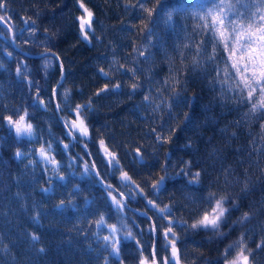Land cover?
Masks as SVG:
<instances>
[{"label":"snow or ice","instance_id":"6c2138e0","mask_svg":"<svg viewBox=\"0 0 264 264\" xmlns=\"http://www.w3.org/2000/svg\"><path fill=\"white\" fill-rule=\"evenodd\" d=\"M11 3L12 0H0V36L10 39L23 51L17 42L18 35L26 31L29 39L23 43L35 42L40 10L37 8L36 18L21 17L24 25L21 28L10 14ZM123 5L132 20L138 21H129L128 26L142 41H131V51L125 52L124 62L115 55L113 45L114 54L110 60L104 58L107 67L97 66L98 83L86 99L75 100L73 89L64 87L63 61L51 48L46 46L39 53L45 75L54 63L60 69V79L51 87L47 100L41 95L39 82L30 78L28 64L4 49L7 57L17 61L16 78L26 82L29 93L34 90L29 97L31 103L22 101L20 104L5 103L4 91L0 90V128L7 129L15 145V159L23 165L25 175L28 169L32 170L29 178L34 183L36 168L42 170L40 190L48 195L53 194L56 187L71 183L69 174L99 185L100 202L85 196L82 213L76 203V197L83 191L78 183L72 185L74 192L52 205L56 214L68 209L77 213L73 229L89 241L87 248L96 254L94 259L98 264H127L124 249L129 244L135 253L134 264H186L183 259L186 253L182 254L180 247L182 237L198 232L210 233L209 241L223 244L218 264H257V253L264 252V223L260 225L259 239H255V228L245 226L261 209L251 205L246 211L241 208L242 200L255 183L264 178V0H191L173 6L165 0H123ZM75 6L79 12L73 18L78 43L95 46L94 41L101 42L95 27L96 15L85 0H75ZM124 23L122 19L121 24ZM43 31L46 36L40 44L46 45L57 33L48 28ZM154 48L162 55L160 63L168 68L160 79L154 71L157 66ZM3 68L5 65L0 61V69ZM196 81L215 94L213 101L204 106L205 111H210L212 104H218L222 113H235V118L219 128L227 145L232 147L233 142L240 139L241 130L247 132V143L233 148L236 156L244 153L249 162V167L243 170V179L231 164L224 166L226 156L222 148L213 146L208 151L210 158L222 162L214 179L210 178L208 168L202 166L204 160L191 139L186 138L177 145L182 153L179 157L172 150L182 131L200 127L198 121L193 123L194 102L198 98L194 90ZM121 95L129 100L139 96V103L134 105L136 114L149 123L144 124L140 139H125L117 144L113 143L114 135L106 136L93 125L92 117L99 111L100 100ZM50 105L62 126L59 135L49 121H44L46 129L37 122V113H48ZM178 108L186 110L177 112ZM209 122L218 123L216 117L206 118L205 123ZM253 124L259 126L256 134H253ZM104 127L107 128V124ZM143 137L151 138L153 157H158L163 149L162 160L156 158L149 165ZM6 143L7 139L0 136V148ZM77 147L80 151L74 152ZM124 159L128 160L131 171L122 162ZM239 163L244 164L245 159L240 158ZM252 166L261 174L256 180L249 175ZM134 175L139 176L140 181ZM22 178H16L18 185ZM235 185H240V190L233 194L229 189ZM170 186L175 191L170 192ZM175 192L181 194V200L175 199ZM162 193L169 194L167 203L158 202ZM14 195L23 198L20 192ZM132 201H143V209L130 208ZM38 207L43 206L34 202L33 209ZM261 208L264 209V198ZM129 210L143 217V226L135 217L132 223L128 222ZM234 212L240 215L229 223ZM3 214L0 211V215ZM42 214L46 213L35 211L32 222L40 225ZM83 223L87 228H78ZM237 228L244 230L230 239ZM145 234L147 240H144ZM27 239L37 253L46 252L43 246L36 247L42 244L37 232L27 233ZM92 242L97 246L93 247ZM193 251L203 256L199 250ZM10 252L8 245L0 247V264H16L14 256L7 261L2 258ZM187 264H195V261Z\"/></svg>","mask_w":264,"mask_h":264},{"label":"trees","instance_id":"16d2710c","mask_svg":"<svg viewBox=\"0 0 264 264\" xmlns=\"http://www.w3.org/2000/svg\"><path fill=\"white\" fill-rule=\"evenodd\" d=\"M89 7L92 8L96 15L98 23L95 25L97 35L101 36V42H93V44H86L79 42L76 25L73 18L79 14L75 6V0H12L10 14L13 16L14 21L19 27H24L21 17L32 16L36 18L37 8L40 10V15L37 19L39 31L34 38V43L24 44L25 39H29L27 32L23 35H18L17 42L22 46L17 48L11 43L10 39H5L0 36V61H3L5 68L0 69V90L4 91L6 97L5 103L11 102L12 104H20L22 101L31 103L30 95L26 82L18 80L15 74L16 59H10L4 52L7 48L8 51L13 52L14 57L23 59L28 64L30 70V78L38 81L41 85V95L45 100L48 99V92L51 87L56 85L57 79L60 75V69L57 64L47 70L43 68V58L39 55L47 46L53 52H57L60 59L63 61L64 73L66 79L62 81L64 87L73 89L74 99L79 101L86 99L97 86L96 68L99 65L107 67L108 60L113 56V45L116 48L115 55L125 60V52L131 51L130 44L133 39L142 41V37L136 34L135 30L130 29L128 22L137 23L138 21L132 20L131 16L125 11L123 0H85ZM191 0H165L169 6L177 4H187ZM125 23L121 24V20ZM189 23H191L189 21ZM162 27V26H161ZM48 28L51 32L57 33L51 37L47 44H40V41L45 40L46 34L43 29ZM167 36V33L165 34ZM111 41V44L109 43ZM157 53L156 68L154 71L157 73V79H160L168 71L167 65L160 63L162 55ZM147 67V65H145ZM126 79V77H125ZM83 89V92H81ZM194 90L198 93V98L194 102L195 111L193 113V123L197 121L200 124L198 130L190 131L185 130L177 137L176 144L172 146L173 152L177 157L182 155L177 145L185 142L186 138L192 140L194 147L199 149V156L204 160L203 167H207L210 178H215L219 174L221 161L208 156V151L213 146L222 148L226 160L223 161L224 166L231 164L236 169V174L243 179V170L249 167L247 156L241 153L236 156L233 153V148L239 144L247 143V132L241 130L240 139L234 141L232 147L227 145L226 139L221 137L219 128L223 127L229 120L235 118V113L231 115L222 113L218 104H212L210 111H205L204 106L213 101L214 93H210L206 86L196 81L194 82ZM139 96L129 100L126 95L119 97L110 96L98 102L99 111L93 114L92 123L96 128H99L106 136L114 135L115 140L113 143L122 144L125 139H140L141 132L145 123L142 117L137 116L134 105L139 103ZM50 111L44 113L43 111L37 113V122L42 127L47 128L44 121H49L53 125V131L59 135L62 126L56 121V113L54 107L51 105ZM186 109L178 108L177 112ZM32 111V109H30ZM216 117L218 123H205L206 118ZM107 124V128L104 125ZM253 134L259 132L258 124H253ZM232 128H229V133ZM46 134V133H45ZM0 136L7 139V143L3 148H0V211L4 214L0 215V247L8 245L11 252L8 256H3L4 260H10L12 256L16 258V264H98L94 259L95 253L89 252L87 244L89 241L85 240L82 235H79L76 229H73V224L76 222L77 213L71 209L66 210L63 214H56L57 210L53 209L52 205L58 202L61 198H66L69 192H74L73 184H80L83 191L76 197L78 208L83 212L85 208L84 197L97 198L101 196L99 185L89 183L87 178L79 176H72L69 174L71 183L61 185L55 188L53 194L48 195L41 192L42 170L37 167L35 171L36 182L34 183L29 177L32 175V170L28 169V175L24 174V167L14 157L13 151L15 145L7 132L6 128H0ZM146 147V158L149 165L155 162L156 158L163 159V149L160 150L158 157H153L151 138L143 137ZM210 141V142H209ZM74 152L80 151L77 147ZM120 153L123 156V148H120ZM188 158V157H185ZM244 158L245 163L240 164L239 159ZM127 168L131 171V167L127 159L122 161ZM26 163V161H25ZM215 167H212V165ZM171 170V169H170ZM77 172L80 169L76 170ZM249 175L253 180L260 177V171L252 166L249 168ZM17 177H23L19 183L16 182ZM134 178L140 181V177L134 175ZM223 177L221 176V184ZM142 186H144L142 184ZM240 185H235L229 189L233 194L239 193ZM169 191L173 192L171 186ZM22 193V199L17 198L14 193ZM151 196V192H149ZM168 193L161 194V200L158 202L167 203L169 200ZM264 198V178L255 183L254 188L247 194V198L242 200V211L249 209L251 205L253 208L261 209L258 215L246 225V228H255L256 237L259 239L260 225L264 223V209L261 208V200ZM175 199L181 200V194L175 192ZM42 205V208L33 209V203ZM21 205L26 207L22 208ZM143 201L130 202V208L143 209ZM35 211H41L40 225L32 222L31 216ZM129 223H132V218L135 217L137 222L142 223L143 217L139 213H133L131 210L127 213ZM151 215V213H150ZM240 212H234L230 217L231 220L236 219ZM143 226V223H142ZM78 228H87V224L83 223ZM244 229L237 228L232 233L231 238H234L239 231ZM37 232L41 236L42 244L36 247L43 246L46 249L45 253H37L30 246V241L27 239V233ZM179 231V230H178ZM210 233L198 232L190 233L182 237L180 244L183 259L186 264L189 261H195V264H218L219 252L223 244L218 241H209L208 236ZM147 234L144 235V240H147ZM93 247H96L94 242ZM161 245L163 241L161 240ZM250 246L255 247L254 244ZM199 250L203 256H198L196 251ZM124 254L127 256V264H134L132 256L135 253L129 244L124 249ZM163 254V252H161ZM257 264H264V252L257 253Z\"/></svg>","mask_w":264,"mask_h":264},{"label":"water","instance_id":"95a60500","mask_svg":"<svg viewBox=\"0 0 264 264\" xmlns=\"http://www.w3.org/2000/svg\"><path fill=\"white\" fill-rule=\"evenodd\" d=\"M60 79V75H59V78L57 79V81Z\"/></svg>","mask_w":264,"mask_h":264}]
</instances>
